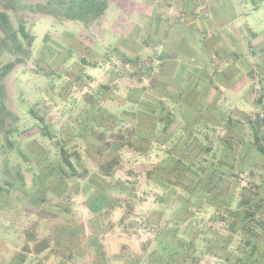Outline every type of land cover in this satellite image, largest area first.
Segmentation results:
<instances>
[{"label": "rangeland", "instance_id": "1", "mask_svg": "<svg viewBox=\"0 0 264 264\" xmlns=\"http://www.w3.org/2000/svg\"><path fill=\"white\" fill-rule=\"evenodd\" d=\"M109 1L92 29L10 14L32 41L3 57L21 54L0 264H235L254 244L247 264L264 260V0H172L161 43L148 0ZM248 26L262 40L244 57Z\"/></svg>", "mask_w": 264, "mask_h": 264}, {"label": "flooded vegetation", "instance_id": "2", "mask_svg": "<svg viewBox=\"0 0 264 264\" xmlns=\"http://www.w3.org/2000/svg\"><path fill=\"white\" fill-rule=\"evenodd\" d=\"M110 3L109 0H0V100L5 109L11 110L6 101L7 87H9L7 80L10 79V72L14 70L16 64H20V62L15 63V60L21 57V54L9 59L3 58L4 54L11 46L23 51L25 44L23 46L21 43L22 38L26 43L32 41L30 26L29 24L26 26L28 22L19 21L15 27L10 14L25 11L27 15H24V19L28 20V16H34L33 23L42 22L44 26L47 22L53 30L58 29V31L76 26L88 29L98 24ZM102 6L105 8L100 11ZM94 13L98 15L94 16ZM82 14H85L84 20ZM3 16L8 22L5 28L7 30L2 28Z\"/></svg>", "mask_w": 264, "mask_h": 264}, {"label": "crops", "instance_id": "3", "mask_svg": "<svg viewBox=\"0 0 264 264\" xmlns=\"http://www.w3.org/2000/svg\"><path fill=\"white\" fill-rule=\"evenodd\" d=\"M138 1V0H137ZM152 1L153 0H148V5H152L151 6V11L148 13V16H151V14L155 17H153L150 21H149V31H150V33H155L156 35H155V37L156 38H158V40H160V41H158V42H160L161 43V40H164L165 39V41H167V39H168V35L171 33L170 32V28H171V25H172V17H173V15H175V14H173L172 13V5H170L171 4V2L170 1H172V0H163L164 1V4H161V5H163V6H161V5H159V1L157 2V3H154V4H152ZM156 1V0H155ZM234 1V3H235V0H233ZM118 1H116V3H117ZM140 2H142V1H140ZM254 2V1H253ZM254 5V7H257L258 5H257V3H256V1L253 3ZM110 7V6H109ZM108 7V9L105 11V15L107 14V11H109V8ZM243 13H244V11H242ZM115 13V12H114ZM176 13V12H175ZM241 13V12H240ZM239 13V14H240ZM180 15H182V14H180ZM236 16L238 15V11L236 12V14H235ZM152 17V16H151ZM192 18H193V15L191 16ZM159 19V20H158ZM192 21V20H191ZM190 21V22H191ZM191 23H193V21L191 22ZM115 24H116V22H114L112 25H114L112 28H110L111 30V34H112V36H114V37H116V36H120V35H122V31L121 30H119L120 29V26H115ZM166 24H168V25H166ZM164 25V26H163ZM179 26H180V29H179V31H181V25L180 24H178ZM151 26H152V28H151ZM162 26L164 27V28H162ZM174 27H175V25H174ZM190 27H192V26H190ZM93 28V27H92ZM91 28V29H92ZM160 28H162L163 30L162 31H160ZM240 28V27H239ZM99 29V28H98ZM98 29L97 28H94V30H93V32H97L98 31ZM248 31H244L245 32V34H244V36H247V39H248V42H246V44H245V48L247 49V51H246V53L244 54V57H246V56H250V55H252L254 52L251 50V48H252V46L255 44V43H257V42H259L260 40H262V35H260V36H258V34L256 33V32H254V31H252V30H249V29H251L249 26H248ZM119 30V31H118ZM239 30V29H238ZM125 34V33H124ZM123 34V35H124ZM264 35V34H263ZM74 37H76V36H74ZM116 39V38H115ZM89 40V42H91L92 44H94V45H96V44H98V43H93L92 42V40L91 39H88ZM91 43H89L90 45H88V43H87V45L89 46V49L90 50H92V48H94L93 47V45L91 44ZM109 43H110V41L108 42V45H109ZM100 44H101V46L103 45H105L103 42H101L100 41ZM107 45V44H106ZM162 45V44H161ZM163 45H165V42H164V44ZM88 46H87V48H88ZM96 46H99V44L98 45H96ZM95 46V47H96ZM107 47V46H106ZM114 48H117V45H114L113 46ZM154 47H158V45L156 44V45H154ZM165 47V46H164ZM231 48H233L234 49V47H231ZM264 49V46L263 47H261L260 48V50H263ZM120 50V49H119ZM92 51H94V50H92ZM261 52H264V51H261ZM232 53H233V51H232ZM173 57H168V58H164L163 59V61H164V63H168V62H173ZM174 63H176V62H174ZM173 71H174V67H173ZM172 72V71H171Z\"/></svg>", "mask_w": 264, "mask_h": 264}, {"label": "trees", "instance_id": "4", "mask_svg": "<svg viewBox=\"0 0 264 264\" xmlns=\"http://www.w3.org/2000/svg\"><path fill=\"white\" fill-rule=\"evenodd\" d=\"M105 8V6H102L100 11H102L103 9ZM94 16L98 15V14H93ZM82 19L84 20L85 18V14H82ZM93 17V16H92ZM1 24H2V28L4 30H7L5 29L8 22H7V19L5 16H3V20L1 21ZM31 111V110H30ZM31 113L33 114V112L31 111ZM39 118V117H37ZM103 117L100 116V121H103L104 118L102 119ZM40 119V118H39ZM16 120V116L15 114L9 110V109H5V107L3 106V103L1 102L0 100V134H3L4 136H7V134L11 131H13V127L11 126L12 123ZM263 122H264V119H263ZM6 127V128H5ZM11 127V128H10ZM255 142L257 143L256 146L258 147V149H261L260 145L258 144L259 141H258V138L257 136L255 137ZM8 140V139H7ZM111 161H114V158L111 159V160H108L107 162H103L100 164V169H101V172L104 173V174H109L110 172V168H111V165H112V162ZM14 174L18 177L19 179V183L22 184V174L19 172V171H15ZM6 183L8 182H5L4 184L6 185ZM0 189L2 190V186L0 185ZM246 215H251L252 216V213L251 212H247L245 213ZM48 246V243L44 242V244H42V246H40L38 248V250H43V249H46V247ZM253 247V246H252ZM254 247H257L256 244H254ZM253 247V249L250 251L252 252L253 250H255V248ZM247 248H244V251H243V254L241 256H239V262L238 263H235V264H247L250 259L248 258V255H250L249 251L246 250ZM37 250V251H38ZM69 255H72V254H69ZM79 256V255H78ZM71 257V256H70ZM260 257L261 255L257 256V264H264V260H261L260 261ZM263 257V256H262ZM21 259H24V256L21 257ZM20 261V260H19ZM65 263L66 264H73V263H69V260H65Z\"/></svg>", "mask_w": 264, "mask_h": 264}]
</instances>
